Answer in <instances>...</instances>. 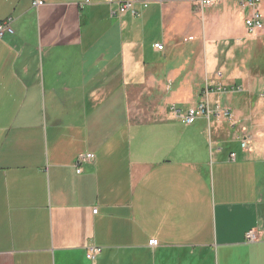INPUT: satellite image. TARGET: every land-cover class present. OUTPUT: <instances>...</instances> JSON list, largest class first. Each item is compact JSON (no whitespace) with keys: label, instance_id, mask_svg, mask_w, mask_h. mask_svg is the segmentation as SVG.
<instances>
[{"label":"crops","instance_id":"crops-1","mask_svg":"<svg viewBox=\"0 0 264 264\" xmlns=\"http://www.w3.org/2000/svg\"><path fill=\"white\" fill-rule=\"evenodd\" d=\"M117 7L0 0V264H264V26L239 0ZM206 99L232 117L183 123Z\"/></svg>","mask_w":264,"mask_h":264},{"label":"built area","instance_id":"built-area-1","mask_svg":"<svg viewBox=\"0 0 264 264\" xmlns=\"http://www.w3.org/2000/svg\"><path fill=\"white\" fill-rule=\"evenodd\" d=\"M154 1H160V0H154ZM213 0H200L201 5H210ZM85 2H89V0H85ZM109 4L118 3V7L116 10L112 11V14H122L125 12H130L133 15H137V10L133 7V0H107ZM264 0H239V7L242 10L247 11L246 15L243 18L244 26L246 28V31L250 34L259 32L263 29L264 22H263V14L260 10V4H262ZM41 2H34V4H40ZM148 3L146 1L143 2V6L146 7ZM12 18L7 17L5 19L0 20V38L5 33H12L13 29L11 27ZM154 47L158 50H161L163 48L162 44L155 43ZM218 77L221 76L220 73L217 74ZM215 89L217 92H223L225 91V88L221 84H217ZM200 115H206V116H215L217 118H228L230 119L232 117V114L230 110L222 106L220 103H215L211 105L209 101L206 99L200 103H198L196 106L189 107L185 114L182 115L183 123L185 124H191L198 116ZM245 145V142L242 141V146ZM236 157L235 152H231L229 154V160L234 161ZM92 158V154L90 153H82L77 156V159L75 161L76 165V172H81L80 164L87 161L88 159ZM94 212H96V209H94ZM249 240H254L255 235L252 232H249L248 234ZM153 244H157V240L152 241ZM99 248H89L88 256L90 258H94L95 254L99 252Z\"/></svg>","mask_w":264,"mask_h":264},{"label":"rangeland","instance_id":"rangeland-1","mask_svg":"<svg viewBox=\"0 0 264 264\" xmlns=\"http://www.w3.org/2000/svg\"><path fill=\"white\" fill-rule=\"evenodd\" d=\"M197 21H198V26H199V28H201V27H204V14H202L201 12H199L198 14H197ZM206 21H207V18H206ZM191 37H189V39H190ZM245 38L247 39V38H250V36H245ZM226 47V46H225ZM225 47L223 48L222 46H221V44L219 43V45H218V51H217V56H218V59H219V64L221 65L222 63L223 64H225V60H226V58H228L230 61H232V60H235L236 58H238L237 57V55H238V53H237V50H236V48L235 47H229V49L228 50H226L225 49ZM249 51V52H248ZM252 52V50L251 49H247V54H246V56L244 57V59L245 58H249V56H250V53ZM252 54V53H251ZM240 63H241V61H240ZM221 69V67H218L217 68V70H220ZM215 118V116H211V119H214ZM233 136L235 137L236 136V134H233ZM234 139H236V142H230L227 146H226V150H228V149H233L234 151H238V149H239V141H238V139L235 137Z\"/></svg>","mask_w":264,"mask_h":264}]
</instances>
